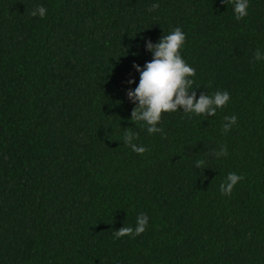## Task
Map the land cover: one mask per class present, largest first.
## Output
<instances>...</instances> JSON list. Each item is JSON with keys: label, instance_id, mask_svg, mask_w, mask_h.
I'll return each mask as SVG.
<instances>
[{"label": "trees", "instance_id": "obj_1", "mask_svg": "<svg viewBox=\"0 0 264 264\" xmlns=\"http://www.w3.org/2000/svg\"><path fill=\"white\" fill-rule=\"evenodd\" d=\"M248 4L237 21L221 0H0V264H264V0ZM176 27L196 99L230 100L149 134L132 65ZM141 213L142 234L114 237Z\"/></svg>", "mask_w": 264, "mask_h": 264}, {"label": "clouds", "instance_id": "obj_2", "mask_svg": "<svg viewBox=\"0 0 264 264\" xmlns=\"http://www.w3.org/2000/svg\"><path fill=\"white\" fill-rule=\"evenodd\" d=\"M223 4L232 2L234 4V14L237 21L245 17L249 7L248 0H221ZM159 8L158 3L151 5L150 10ZM32 16L39 15L43 18L46 15V9L43 6H38L30 13ZM185 42V34L180 27L174 28L169 34L162 35L159 41L153 44L150 40L145 41L146 50L152 53L151 61L145 62L143 68L133 63L132 67L139 73V83L134 90L129 89L126 96L133 107L130 115V120L133 122L142 121L147 125V132L163 133V128L157 127L161 120L162 113L175 112L182 109L186 114H197L206 116H215L218 108L224 107L230 100L228 91H216L213 95L201 94L199 99H196V92L193 90V80L189 77L195 75V68L186 64L180 55V48ZM256 61L264 60V53L257 48L253 55ZM129 85L134 83V80L127 81ZM226 123L223 125V131L227 132L232 125L236 123L237 117L225 116ZM136 133L130 130L125 131L124 142L131 149L143 154L148 149L143 146H138L132 143L136 137ZM212 155L219 158L227 156V148L221 146L219 151L214 150ZM204 164L203 160L196 161V167H201ZM244 177L237 175L235 172H230L226 180L220 185L222 195H230L233 187ZM148 224V216L141 213L136 220L135 227L123 226L116 231H113L115 238L130 236L135 238L146 230Z\"/></svg>", "mask_w": 264, "mask_h": 264}]
</instances>
